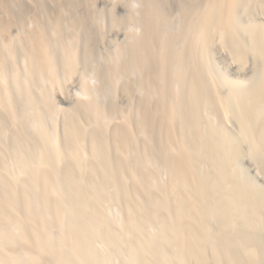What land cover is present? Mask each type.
<instances>
[{"label":"bare ground","instance_id":"6f19581e","mask_svg":"<svg viewBox=\"0 0 264 264\" xmlns=\"http://www.w3.org/2000/svg\"><path fill=\"white\" fill-rule=\"evenodd\" d=\"M91 12L0 24V264H264V0Z\"/></svg>","mask_w":264,"mask_h":264},{"label":"rangeland","instance_id":"374dc122","mask_svg":"<svg viewBox=\"0 0 264 264\" xmlns=\"http://www.w3.org/2000/svg\"><path fill=\"white\" fill-rule=\"evenodd\" d=\"M0 1H1L0 3V24H3L7 20H9V21H13V23L20 30H23V29L25 30L27 28V29H33L36 32V31H39L38 24L40 23V21L44 19L53 21L55 20L54 18H57V16H58L57 18L58 21L59 19H62L61 22H63V19L65 18L67 21L70 20L68 22L70 25L68 26L71 27V24L74 26L73 18H71V17H74V12L79 10L83 12L84 14L92 13L91 12L92 3L96 2L97 0H87V1L86 0H72V2L71 0H0ZM66 4H67V7H66ZM35 8L37 9L35 10ZM54 8H57L60 10L55 11ZM53 11H55V13H53ZM43 12H45L46 14L44 15ZM56 12L57 13L60 12L58 13L59 15H57ZM72 13L73 15L71 16ZM26 16H28L29 18L28 17L26 18ZM18 20L20 21L21 24L18 23L19 22ZM30 22L32 26L31 25L29 26Z\"/></svg>","mask_w":264,"mask_h":264}]
</instances>
